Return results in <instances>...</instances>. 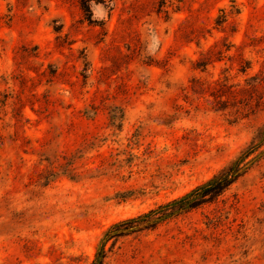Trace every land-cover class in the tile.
<instances>
[{
  "label": "rangeland",
  "instance_id": "rangeland-1",
  "mask_svg": "<svg viewBox=\"0 0 264 264\" xmlns=\"http://www.w3.org/2000/svg\"><path fill=\"white\" fill-rule=\"evenodd\" d=\"M264 125V0H0V264H91ZM103 264H264V146Z\"/></svg>",
  "mask_w": 264,
  "mask_h": 264
},
{
  "label": "trees",
  "instance_id": "trees-1",
  "mask_svg": "<svg viewBox=\"0 0 264 264\" xmlns=\"http://www.w3.org/2000/svg\"><path fill=\"white\" fill-rule=\"evenodd\" d=\"M263 146L264 125L257 129L250 143L233 160L201 185L155 209L111 225L100 239L91 264H103L106 256L105 246L110 240L132 232L152 229L168 218L196 209L213 200L246 172L252 161L261 154Z\"/></svg>",
  "mask_w": 264,
  "mask_h": 264
}]
</instances>
